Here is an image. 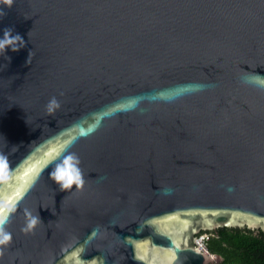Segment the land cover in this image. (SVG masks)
I'll list each match as a JSON object with an SVG mask.
<instances>
[{
  "label": "water",
  "instance_id": "water-1",
  "mask_svg": "<svg viewBox=\"0 0 264 264\" xmlns=\"http://www.w3.org/2000/svg\"><path fill=\"white\" fill-rule=\"evenodd\" d=\"M220 226L264 231V0H0V264H208Z\"/></svg>",
  "mask_w": 264,
  "mask_h": 264
},
{
  "label": "trees",
  "instance_id": "trees-1",
  "mask_svg": "<svg viewBox=\"0 0 264 264\" xmlns=\"http://www.w3.org/2000/svg\"><path fill=\"white\" fill-rule=\"evenodd\" d=\"M207 249L217 258L208 264H264V231L247 226H220L202 230Z\"/></svg>",
  "mask_w": 264,
  "mask_h": 264
},
{
  "label": "built area",
  "instance_id": "built-area-1",
  "mask_svg": "<svg viewBox=\"0 0 264 264\" xmlns=\"http://www.w3.org/2000/svg\"><path fill=\"white\" fill-rule=\"evenodd\" d=\"M199 237H197L196 243L200 246L203 251L208 252L207 246L205 244V240L208 238V236L206 234H202Z\"/></svg>",
  "mask_w": 264,
  "mask_h": 264
},
{
  "label": "rangeland",
  "instance_id": "rangeland-1",
  "mask_svg": "<svg viewBox=\"0 0 264 264\" xmlns=\"http://www.w3.org/2000/svg\"><path fill=\"white\" fill-rule=\"evenodd\" d=\"M199 237V236H198ZM200 238V237H199ZM196 240H197V238H196Z\"/></svg>",
  "mask_w": 264,
  "mask_h": 264
},
{
  "label": "snow or ice",
  "instance_id": "snow-or-ice-1",
  "mask_svg": "<svg viewBox=\"0 0 264 264\" xmlns=\"http://www.w3.org/2000/svg\"><path fill=\"white\" fill-rule=\"evenodd\" d=\"M33 223H35V221H33Z\"/></svg>",
  "mask_w": 264,
  "mask_h": 264
},
{
  "label": "clouds",
  "instance_id": "clouds-1",
  "mask_svg": "<svg viewBox=\"0 0 264 264\" xmlns=\"http://www.w3.org/2000/svg\"><path fill=\"white\" fill-rule=\"evenodd\" d=\"M14 50H16V49H14Z\"/></svg>",
  "mask_w": 264,
  "mask_h": 264
}]
</instances>
